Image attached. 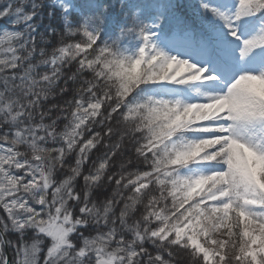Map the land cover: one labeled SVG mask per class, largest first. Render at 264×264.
<instances>
[{
	"label": "snow or ice",
	"instance_id": "snow-or-ice-1",
	"mask_svg": "<svg viewBox=\"0 0 264 264\" xmlns=\"http://www.w3.org/2000/svg\"><path fill=\"white\" fill-rule=\"evenodd\" d=\"M0 22V264H264V0Z\"/></svg>",
	"mask_w": 264,
	"mask_h": 264
},
{
	"label": "trees",
	"instance_id": "trees-1",
	"mask_svg": "<svg viewBox=\"0 0 264 264\" xmlns=\"http://www.w3.org/2000/svg\"><path fill=\"white\" fill-rule=\"evenodd\" d=\"M46 2L47 3H50L51 0H46ZM47 23H49V21L47 19H45L44 20V24H47ZM51 23H52V25L54 27H57V28H60L61 27V25L59 24L58 20H53ZM2 28H3V23L0 22V30H2ZM40 30L43 31V26L41 27ZM51 40H52V44H55L57 42V37H52ZM49 47H51V45ZM72 71H75V68L74 67H73Z\"/></svg>",
	"mask_w": 264,
	"mask_h": 264
}]
</instances>
